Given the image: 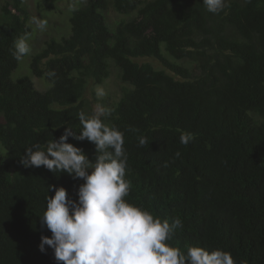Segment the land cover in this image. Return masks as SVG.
Masks as SVG:
<instances>
[{
	"label": "trees",
	"instance_id": "16d2710c",
	"mask_svg": "<svg viewBox=\"0 0 264 264\" xmlns=\"http://www.w3.org/2000/svg\"><path fill=\"white\" fill-rule=\"evenodd\" d=\"M110 8L126 15L113 26ZM69 21L68 35L31 58V73L50 84L40 90L29 75L13 77L26 56L14 58V41L33 33L29 10L24 0L1 6L0 264H57L51 248L39 250L51 232L38 217L55 194L48 185L77 199L83 180L19 161L66 127L81 130L87 83H103L112 65L126 85L102 119L124 133L125 199L162 220L179 217L169 243L182 251L222 249L235 264H264V0H225L219 13L203 0H87ZM182 133L193 136L187 145ZM68 142L94 160L93 143Z\"/></svg>",
	"mask_w": 264,
	"mask_h": 264
},
{
	"label": "clouds",
	"instance_id": "9594fccd",
	"mask_svg": "<svg viewBox=\"0 0 264 264\" xmlns=\"http://www.w3.org/2000/svg\"><path fill=\"white\" fill-rule=\"evenodd\" d=\"M203 4L207 11L219 13L225 0H203ZM33 23L41 31L46 28V21L33 18ZM13 48L17 60L30 52L25 37L17 38ZM106 94L103 87H96L97 98ZM110 115L111 110L99 103L90 115L80 111L78 133L66 127L58 140L48 141L43 148L34 144L20 158L25 168L43 166L54 175L66 173L73 180H83L77 199L69 198L63 186L48 185V193L54 190L55 194L46 196L38 218L41 228L46 227L51 236H41L39 250L43 253L45 246L51 248L57 264H235L231 253L222 249L187 246L185 252L171 245L176 231L184 226L182 220H162L125 199L131 182L126 179L124 133L104 123L102 118ZM129 131L136 129L130 127ZM69 137L93 143L94 160L69 143ZM192 139L191 133L180 135L183 145ZM145 143L140 137V146Z\"/></svg>",
	"mask_w": 264,
	"mask_h": 264
},
{
	"label": "rangeland",
	"instance_id": "374dc122",
	"mask_svg": "<svg viewBox=\"0 0 264 264\" xmlns=\"http://www.w3.org/2000/svg\"><path fill=\"white\" fill-rule=\"evenodd\" d=\"M6 0H0V10L1 6ZM87 0H24V3L29 10L31 24L33 26V33L26 36V41L30 46V52L20 61L18 68L13 73L14 78H18L23 75L31 76L36 86L40 90H45L49 87V82L45 79L34 76L31 73L30 63L32 56L43 49L46 45V41L51 37L60 39L64 35H68L71 31L70 16L72 14V9L77 6L78 3H84ZM107 16L110 25L126 16L116 12L114 9L110 8L107 11ZM33 18L46 21V28L41 31L33 23ZM139 62H151L155 66H160L159 61L153 57H142L136 59ZM119 74V69L112 65L111 75L105 79L101 84H97L93 79H89L84 94L85 103L88 105L89 110L93 111L96 104L113 103L122 95V87L125 86ZM97 86H101L105 89L106 95L103 98H97L95 95V89ZM6 149L0 143V155H5Z\"/></svg>",
	"mask_w": 264,
	"mask_h": 264
}]
</instances>
